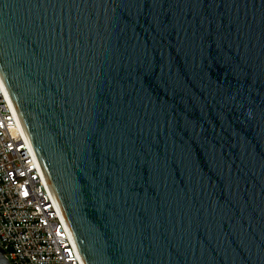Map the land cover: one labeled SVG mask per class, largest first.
Returning <instances> with one entry per match:
<instances>
[{
    "label": "water",
    "instance_id": "obj_1",
    "mask_svg": "<svg viewBox=\"0 0 264 264\" xmlns=\"http://www.w3.org/2000/svg\"><path fill=\"white\" fill-rule=\"evenodd\" d=\"M0 78L82 264H264V0H0Z\"/></svg>",
    "mask_w": 264,
    "mask_h": 264
},
{
    "label": "built area",
    "instance_id": "obj_2",
    "mask_svg": "<svg viewBox=\"0 0 264 264\" xmlns=\"http://www.w3.org/2000/svg\"><path fill=\"white\" fill-rule=\"evenodd\" d=\"M0 241L10 264H82L1 78Z\"/></svg>",
    "mask_w": 264,
    "mask_h": 264
}]
</instances>
